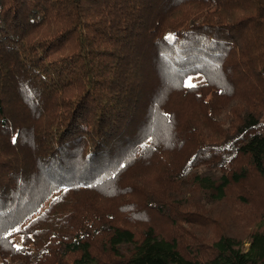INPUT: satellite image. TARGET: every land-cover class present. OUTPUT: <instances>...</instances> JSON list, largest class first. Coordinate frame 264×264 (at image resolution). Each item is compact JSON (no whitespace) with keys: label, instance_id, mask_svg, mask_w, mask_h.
I'll use <instances>...</instances> for the list:
<instances>
[{"label":"trees","instance_id":"obj_1","mask_svg":"<svg viewBox=\"0 0 264 264\" xmlns=\"http://www.w3.org/2000/svg\"><path fill=\"white\" fill-rule=\"evenodd\" d=\"M257 184L264 0H0V264H264Z\"/></svg>","mask_w":264,"mask_h":264},{"label":"rangeland","instance_id":"obj_2","mask_svg":"<svg viewBox=\"0 0 264 264\" xmlns=\"http://www.w3.org/2000/svg\"><path fill=\"white\" fill-rule=\"evenodd\" d=\"M251 182H253V180H250ZM254 182H258V180L256 181V180H254ZM263 183V182H262ZM257 187L258 188H261V191L262 192H264V184H257ZM238 213H243V210L241 209V208H239V211H238ZM264 224V223H263Z\"/></svg>","mask_w":264,"mask_h":264}]
</instances>
